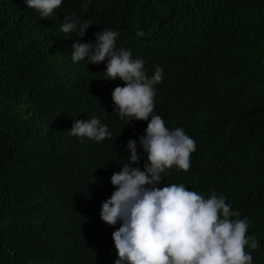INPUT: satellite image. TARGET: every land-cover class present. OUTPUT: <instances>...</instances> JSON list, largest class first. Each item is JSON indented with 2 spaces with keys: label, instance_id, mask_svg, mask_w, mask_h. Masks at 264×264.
Here are the masks:
<instances>
[{
  "label": "trees",
  "instance_id": "trees-1",
  "mask_svg": "<svg viewBox=\"0 0 264 264\" xmlns=\"http://www.w3.org/2000/svg\"><path fill=\"white\" fill-rule=\"evenodd\" d=\"M62 0L40 17L24 0H0V264H113L101 202L127 162L129 138L147 122L117 116L104 62L71 60V44L100 29L116 46L154 66L153 113L195 142L189 168L172 166L156 187L183 183L223 194L247 217L252 264H264V0ZM90 20L84 36L60 25ZM97 117L112 133L97 142L69 135L76 119ZM138 153L143 150L137 146ZM145 162L141 155L139 164Z\"/></svg>",
  "mask_w": 264,
  "mask_h": 264
},
{
  "label": "clouds",
  "instance_id": "clouds-1",
  "mask_svg": "<svg viewBox=\"0 0 264 264\" xmlns=\"http://www.w3.org/2000/svg\"><path fill=\"white\" fill-rule=\"evenodd\" d=\"M61 2L24 0L25 6L45 18L53 16ZM89 3L91 0H82L81 7ZM91 24L70 14L60 29L82 38ZM93 35V41L71 44V60L104 62L103 79L124 82L111 91L117 116L125 120V125L130 120L147 122L138 140H127V162L111 174L110 183L115 188L100 205L103 222H121L111 233L117 256L113 264H252L245 246L257 248L255 234L246 235L248 218H235L239 213L231 209L223 194L212 192L205 197L183 183L156 187L166 169L176 166L186 171L189 155L195 150L194 140L181 127L170 129L161 116L153 113L154 85L162 79L160 66L155 65L148 76L144 59L134 58L129 50L116 46V30L100 29ZM68 134L97 142L112 135L95 116L74 120ZM138 145L142 153H138ZM141 155L145 160L142 167Z\"/></svg>",
  "mask_w": 264,
  "mask_h": 264
}]
</instances>
